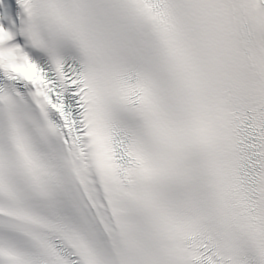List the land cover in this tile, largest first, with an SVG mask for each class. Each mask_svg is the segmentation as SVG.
<instances>
[{"label":"snow or ice","instance_id":"snow-or-ice-1","mask_svg":"<svg viewBox=\"0 0 264 264\" xmlns=\"http://www.w3.org/2000/svg\"><path fill=\"white\" fill-rule=\"evenodd\" d=\"M0 264H264V0H0Z\"/></svg>","mask_w":264,"mask_h":264}]
</instances>
